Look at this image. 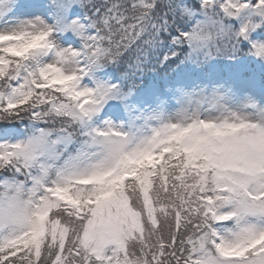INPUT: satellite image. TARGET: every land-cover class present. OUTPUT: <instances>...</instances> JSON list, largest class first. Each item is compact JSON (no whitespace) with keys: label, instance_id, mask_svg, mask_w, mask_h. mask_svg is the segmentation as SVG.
Masks as SVG:
<instances>
[{"label":"snow or ice","instance_id":"snow-or-ice-1","mask_svg":"<svg viewBox=\"0 0 264 264\" xmlns=\"http://www.w3.org/2000/svg\"><path fill=\"white\" fill-rule=\"evenodd\" d=\"M0 264H264V0H0Z\"/></svg>","mask_w":264,"mask_h":264}]
</instances>
